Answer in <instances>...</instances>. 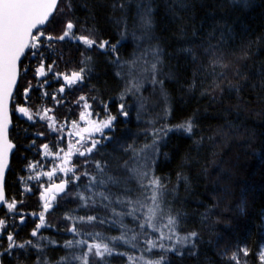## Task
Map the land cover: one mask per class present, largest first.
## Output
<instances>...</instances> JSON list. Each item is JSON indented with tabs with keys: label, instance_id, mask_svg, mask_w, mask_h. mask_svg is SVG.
I'll list each match as a JSON object with an SVG mask.
<instances>
[{
	"label": "trees",
	"instance_id": "16d2710c",
	"mask_svg": "<svg viewBox=\"0 0 264 264\" xmlns=\"http://www.w3.org/2000/svg\"><path fill=\"white\" fill-rule=\"evenodd\" d=\"M71 2V19L77 24L75 31L79 32L81 27L94 28L99 40H107L110 44H117L120 40L113 55L94 56L92 79L104 102L112 104L111 110L118 116L109 139L97 149L95 161L101 164L108 162L109 167H113L114 158L127 159L132 154L130 150L125 151L128 145L139 149L145 143H151L153 121L156 127L176 125L188 118L194 121L191 136L171 132L164 138L151 170L167 186L165 199L171 214L177 217V231L182 236L193 231L198 234L195 246L189 243L172 253L152 251L150 255L153 258L163 256L164 264H231L225 253L231 255L237 247L255 251L259 244L264 243V86L260 75L264 73V0H248L246 8L233 6L229 0H188L186 9L176 8L182 20H173L171 0H153L154 34L158 39L152 43H158L162 48L163 70L170 77L163 80L166 98L161 96V86H157L156 103H145L141 112L140 104L134 103L132 107L128 97L125 102L127 117L120 114L119 99L125 95V88L122 75H117L121 67L114 61L119 57L122 64L137 53L132 48L134 41L130 38L121 40L120 29L110 19L119 17L121 12L119 9L113 12V0ZM134 11V7L129 8V25ZM181 23L187 33L184 39L177 38ZM52 24L55 22L46 26V31ZM210 33L214 35L210 37ZM222 36L220 47L225 62H230L231 67L217 69L226 73V79L222 82L217 80L221 86L215 88L213 77L198 70L200 62L194 63L179 49L192 47L199 52L201 43L206 44L210 39L216 45ZM47 45L39 51L43 53L45 67L52 66L59 58V50L55 48L56 52H52ZM146 45L149 47L148 43ZM245 52L247 59H238ZM66 58L75 64L78 56L73 53L69 56L68 53ZM32 59L31 66L35 70L41 57L37 55ZM201 61L205 58L201 57ZM235 68H239L247 79L234 77ZM228 82L239 83V90L225 87ZM193 83L195 86L191 87ZM44 89L48 94L47 87ZM12 106L14 111V104ZM165 108H170V115H164ZM64 115L65 112L56 114L57 120L63 121ZM36 130V124L19 118L13 120L11 140L17 149L6 181L9 200L23 201L22 185L28 177L29 164H37L36 169L44 172L51 167L49 162L40 159L41 153L31 147L32 143L43 140L36 136ZM95 161L90 164L95 165ZM74 164L79 168L77 161ZM178 173H182L186 180H178ZM25 199L28 202L19 203L27 207L24 212L33 211L34 195ZM23 213H8L6 206L0 211V219H5L8 225L6 231L18 230L14 236L18 241L32 239L29 233L34 225ZM21 216L26 218L25 224L20 223ZM44 237L54 241L56 247L40 253L28 247L10 255L4 253L8 242L6 235L2 236V264H58L60 258L68 253L63 247L68 239L60 228L44 232ZM245 259L256 264L253 256ZM106 264L125 262L111 257Z\"/></svg>",
	"mask_w": 264,
	"mask_h": 264
},
{
	"label": "snow or ice",
	"instance_id": "6c2138e0",
	"mask_svg": "<svg viewBox=\"0 0 264 264\" xmlns=\"http://www.w3.org/2000/svg\"><path fill=\"white\" fill-rule=\"evenodd\" d=\"M64 3L70 12L72 10L71 0H0V205H6L8 213H16L17 201L12 198L8 199L5 196L3 183L4 172L8 167V155L13 149L14 145L11 143L8 137L9 124L11 123L9 118V103L13 99V90L17 85V80L20 74V61L26 54V50H38L41 47L42 38L49 42L52 41H64L66 39L77 41L83 44L86 48H97L99 50H107L116 52L117 44H110L107 40H99L94 35V28H80V31H74L77 29V24L72 19L63 20V30L59 35H53L50 31H46L48 26L54 19V13H64L63 7L58 8V5ZM173 8L170 9L173 20H182L176 8L181 10L186 9L188 0H171ZM229 3L233 6L248 7V0H229ZM130 7H134L135 11L131 17V25H129L128 11ZM113 12L117 9L120 10L121 15L119 17H111L113 23L118 29H120V39L124 40L128 36L134 41H144L148 43L149 47L144 49L142 55L137 56L130 61H124L121 64L119 57L116 58L114 63L121 67V71L117 75H122L126 80V93H136L141 91L142 85L147 82L151 85L161 86V96L166 98V92L163 90V80L170 78L163 70L164 61L162 59L163 50L160 45L153 44V40L158 38L154 34L155 18H154V6L153 0H113L111 4ZM179 36L178 39H184L187 36L184 25L181 23L178 25ZM212 33L209 34L211 37ZM196 33H193V37ZM223 36L221 41L216 45L211 43L209 39L207 43H201L200 50L197 52L192 47H181L179 51L196 63L200 62L198 70L206 72L207 76L213 77V84L215 88H220V83L226 79V73L224 71H217V69H229L231 67L230 62H225V57L220 44L223 42ZM47 47H52L49 43ZM31 56L35 57L39 55L41 57L35 74L40 77H44L48 72L52 71V66L47 68L43 62V53L38 51H31ZM247 52L238 59H247ZM201 57L205 58V61H201ZM91 59V57H86ZM85 69L82 67L79 71H72L70 74H62L63 80L66 86H72L78 82H82L84 79ZM261 82L264 86V73H261ZM233 76L238 80L247 77L243 75L239 68H235ZM160 77V78H158ZM47 81H45L46 83ZM193 83L191 87H194ZM225 87L230 90H239L240 84H233L228 82ZM31 85L25 88L24 95L27 97L30 91ZM60 92L64 91V86L59 89ZM123 99V96L121 97ZM141 112L144 110L146 98L139 97ZM79 101H83V108L88 109L91 106L87 102L85 96H80ZM78 101V102H79ZM107 108V105H105ZM120 114L127 117L128 112L125 110V105L120 104ZM28 120H33L34 116L30 112V109L25 106H19L15 109ZM51 109L44 110V115L37 112L35 115L40 119H48L50 121L49 127L53 131H62V128H58L55 124L54 118L47 116V113ZM164 115H170V108H165ZM91 113L82 111L80 113V119L87 124L86 128H79L76 122H73L72 127L74 131L71 135L79 136V140L75 144L70 143L68 149L65 152L64 149H60L58 152H52L49 149V145L44 144L46 156H54L61 160L60 164L55 165L52 170L38 173L34 177L29 179H40V175L48 178L49 184L41 193L40 199L43 201V210L38 214L39 223L36 224L31 235L36 237L41 227L48 226L46 224L45 214L54 206V202L57 200V196L61 193L67 192V185L71 182V179H60L59 183H55L53 178L58 173H72V178L78 181L79 176L75 174L74 169L77 165L71 163V158L74 154L79 156H90L93 151L97 149V145L100 144V140L91 138L95 133L104 134V129H111L113 122L116 120V116L109 113L106 118L102 120L89 119ZM140 115L138 114V119ZM160 117L157 116V119ZM153 128L151 131V143H145L141 148L136 149L132 145H128L125 151H131V155L127 159H115L113 167H109L108 162L101 164L100 161H95L96 174L92 175L88 171H84L82 175L89 177V182L85 186L83 192H76V197L83 201V206L88 207L97 206L108 210L111 216L114 218L113 225L119 224L121 232L120 235L105 237L102 233L82 230L77 227V224H93L94 222L105 223L106 221L96 215L72 217L65 216V219L76 220L77 223L72 224L67 230L74 236L87 235L91 237V242L88 239H76L65 241L63 247L66 249H81L80 252L70 251L65 256L61 257L58 264H97V262H103L106 264L105 258L113 255H125V253H119L116 251L117 246H131L133 249L137 247L135 243L140 236H148L145 229H151L153 233H158L155 238H148L144 241L147 247L145 252H152L154 249H161L164 251H178L175 245L166 246L164 240H173L175 238L176 244L187 245L191 243L195 246L194 241L198 234L196 232H190L185 236H178L176 232L177 217L171 214V209L168 208L167 201L165 199L167 193V186L164 181L154 174L151 170V164L159 154L161 142L171 132L186 133L189 136L194 130V121L192 118H188L183 122L176 125L162 124L159 127L155 126L153 121ZM88 133V137L84 136V133ZM148 135V133H146ZM89 138L90 143H89ZM107 139V137H105ZM79 144L80 147H76ZM63 152V156L60 153ZM88 161H85L87 164ZM71 165V166H70ZM30 169H35L36 164H29ZM114 173V174H113ZM178 180H186V177L182 173H178ZM130 185H135L131 187ZM116 188L117 191H112ZM31 189H26L30 191ZM87 193V195H85ZM19 203H23L20 201ZM139 214V215H138ZM33 215H36L33 213ZM124 217H131L132 221L136 224L139 232L128 228L124 224ZM166 217V223L162 225L157 223ZM21 223H24V218L21 216ZM167 229V233L164 231ZM7 223L5 219H0V236L6 235L7 248L4 249V253L11 254L13 249H25L26 246H31L39 249L41 245L34 243L32 240H26L23 242H17L14 235L11 232H7ZM131 233V235H129ZM49 244L55 243L49 240ZM4 253H0L3 255ZM227 259L231 264H250V261L245 259L249 256H253L256 264H264V243L259 244L255 251L250 250L247 247H237L231 255L225 253ZM137 258L128 256L129 261H133ZM142 259V257H141ZM164 257L160 256L157 259H147L145 264H164Z\"/></svg>",
	"mask_w": 264,
	"mask_h": 264
},
{
	"label": "rangeland",
	"instance_id": "374dc122",
	"mask_svg": "<svg viewBox=\"0 0 264 264\" xmlns=\"http://www.w3.org/2000/svg\"><path fill=\"white\" fill-rule=\"evenodd\" d=\"M60 5H58V6L63 7L65 9V11H64V13L58 12V14L55 16V19L52 21V23L55 22V24H52L48 30L53 35H59V34H61V32L63 30V23L61 22L60 17H62L63 20H67V19L72 18L71 17L72 12L68 11L66 5L63 2ZM72 10H73V4H72ZM74 31H75V29H74ZM94 35L96 36V33H94ZM127 38H130L131 41H134L131 38V36H128ZM51 44H52V47H49V50L52 52H54V51L56 52V49L59 50L57 52L59 58L55 61V63H53L52 71L47 73V75L49 77L54 76L58 79V78H60V76H63L62 74H70L72 71H79L82 67L85 69V72H84L83 81L80 83L78 82L77 84L74 85V87L72 89L73 91H72L69 99L59 98V99L51 101V102L48 101L49 94H47L44 91L45 85H43V82L36 84V82L34 81V80H36L35 78L37 77V75L35 74L36 69L32 71V73H33L32 76L28 75V76H30V78L25 77V79L23 80V88L24 89L28 88L29 85H31L30 92H32L34 94V91H35V93L37 92L38 95L41 96L39 98L37 95V99L39 98V101H36V102L34 101L35 103L33 105L28 106V108L30 109V112L34 116V119L28 120L27 122L28 123L36 122V126H37V130H36L37 135L36 136L42 137L43 140L42 141L39 140L38 143H36L37 145H36L35 151H38V153H41L39 156L40 159L42 158L43 161L49 162V164L51 165V167L49 168V171L52 170V168L55 165L60 164L61 160L59 158H55L54 156H46L45 155V149L43 148V145L44 144L49 145V149L52 152H58V151H60V149H64V151L66 152L68 149V145L70 143L75 144L76 141L79 140V136H75V135L70 134L74 131V129L72 127L73 122H76L78 124L79 128H81V129L87 127L86 122L82 121L80 119V113L82 111H86V112L91 113V116L89 117V119H92V120H102V119L106 118V116L109 113H111V115L116 116V120L118 117L111 110L112 104L104 102L105 99L103 98V95L96 88L94 81L92 79L93 78L92 71H93L94 56L97 54H108V53H110V55L111 54L113 55V52L107 51V50H99L95 47L89 49V48H86L83 44L78 43L77 41H74V40H69V39H66L64 41H52ZM132 44H133L132 48H133L135 54L136 53L137 54L134 57H131V59L142 55L144 49L148 48V46L146 45V42H144V41H134ZM68 53H69V56H72V53L74 55L77 54L78 59L76 60L75 64H71V61H69L68 58H66V54H68ZM86 57H91V59H86ZM55 72L57 74H55ZM49 79L50 78H48V80ZM121 79H122V85H124V88H126L125 78L122 76ZM157 86H159V85L153 86L150 83L145 82L142 85L140 92L136 93L135 95H133L132 93H126L125 92V95H122L123 99L120 98L119 100L121 103H123L125 105V109L128 108V107H126L127 104H125V102L128 101L127 100L128 97L130 98L129 101H130V104L132 103V107H134V105H133L134 103H135V105H136V103L140 104L139 97H141V96L146 98V103H148L150 101L153 103H156V101L154 100V96L157 95L156 94L157 90H155V89H157L156 88ZM80 96H85L87 98V102L91 106L90 108H88V109L83 108L84 102L79 101ZM115 103L117 105V102H115ZM105 105H107V108H105ZM46 109H51V111L47 113V116L53 117L56 126L58 128H62V131H53L49 127L50 121L47 118L46 119H40L39 116L35 115L37 112H39L41 115H44V110H46ZM64 112H65V115H64L65 119L63 121H58L56 114L59 115V114H62ZM115 121L113 122V127L111 129H104L103 136L100 133H95L91 137V138L100 140V144L97 145V149L100 148L104 142H107L106 141L107 139H109L110 132L114 128ZM84 136L88 137V133L85 132ZM105 137H107V139H105ZM91 138H89V143H90ZM76 147L79 148L80 145L77 144ZM97 149L95 151H93V153L90 156H79V155L74 154L73 157L71 158L72 164H74L76 161L80 164L79 168L77 167L74 169L75 174L80 177V179L78 181H76V180H74V178H72V173H58L57 176L53 178V181L55 183H59L61 178L71 179L72 184L74 183L75 185L71 186L70 184H68L67 185L68 186L67 192L62 193L61 195L57 196V200L54 202L53 208H51L45 214L46 224L48 226L41 227L39 230V233L36 237H33L31 235V233H32L33 229L35 228L36 224L39 223L38 214L43 210V208H42L43 203H42V200L40 199V196H41V193L44 192L45 188L48 186L49 181H48V178L46 176H43V175H40L39 180L29 179V177H34L38 173H40V174L44 173V171L41 170V171H43V172H41V171L37 170L36 168L35 169H30V168L28 169V177H27V179L24 180V183L22 185L23 202H28L25 199V198H27V196H29V195L33 196L34 195V204H35L33 206L34 210L30 211V212H24V210L27 207L25 208L22 204H19V202L17 201V210L18 211L16 213H13V214H19V211H21V213L24 212L23 213L24 216H29L30 219L32 220V223L34 226L30 230V233H29L32 237V239H30V240H32L36 244L41 245V247L39 249L33 247V249H35V252L40 253L41 251H44L45 249L56 247L54 245V243L53 244L48 243V241L50 239H48L47 237H44V232H49V231L52 232L54 230L57 231V228H60L63 235L68 240L88 239L91 242V237H89L87 235L82 234L81 236L77 237V236H74L72 233H70L67 229L69 227H71L72 224L77 223V221L65 219L64 218L65 216H72V217H80V216H88V215L99 216V217L103 218L106 222L105 223L94 222L93 224H77V227L82 229V230L92 231L94 233L95 232L102 233L105 237L120 235V232H121L120 226H119V224L113 225L112 221L114 218L111 216V213L108 210H105L104 208L100 207L99 205H97V206L89 205L88 207H85V206H83V201L79 200L75 195L76 192H83L85 186L89 182V177L82 175V173L86 170L90 174L95 175V174H93V171L95 172L96 169L94 168V165L92 163L90 164V162H94L96 160ZM40 150H42V151H40ZM60 155L63 156V152H61ZM85 161H88V163L85 164ZM43 167H46V166L43 164ZM43 167L41 166L40 168H43ZM39 184H42V185L40 186ZM26 189H31V190L26 191ZM85 195H87V193H85ZM15 200H17V199L15 198ZM6 211H8L7 206H6ZM33 213H35L36 215H33ZM123 222H124V224H126L128 226V228H131L136 232L140 231L136 227V224L132 221L131 217H124ZM166 222H167L166 217L157 221V223H159L161 225L163 223H166ZM145 231L148 233V236H140L138 238V240L135 242L137 244V247L135 249H133L131 246H119L118 245L116 251L119 253H125V255H113L111 257H115L117 259L118 258L123 259L125 264H133V261L128 260V256H133V257L137 258L135 260V264H145V261L149 258L157 259V258H153V256L150 255L151 252L149 253V252L144 251V249L147 247V245L144 243V241L148 238H155L156 236H158V233H153L151 229H147V228L145 229ZM164 231L167 233V229H165ZM8 232H11V231H8ZM176 232H177L178 236L182 237V235L177 231V228H176ZM11 233L15 236V234L18 233V230L15 229ZM129 235H131V233H129ZM16 241L18 243L23 242L22 240L21 241L16 240ZM25 241H26V239H25ZM163 243L166 246L175 245V247L177 249L186 246V245H182V244H176L175 238L173 240H164ZM28 247L32 248L31 246H26V248H28ZM5 248H7V247H4V249ZM20 250H22V249H13L11 254H13V252H17ZM66 251H68V253L70 251L80 252L81 249H75V248L74 249H66L65 252ZM153 251H157L161 254L173 252V251H164V250H161L159 248L154 249ZM111 257H106L105 261H108ZM141 257H142V259H141ZM90 264H91V258H90Z\"/></svg>",
	"mask_w": 264,
	"mask_h": 264
},
{
	"label": "flooded vegetation",
	"instance_id": "af4514ba",
	"mask_svg": "<svg viewBox=\"0 0 264 264\" xmlns=\"http://www.w3.org/2000/svg\"><path fill=\"white\" fill-rule=\"evenodd\" d=\"M49 43H51V42H49L47 40H44L42 38L41 47L38 50H29V52H28V54L26 56V58H28V59L26 60V62L22 63V66H21V79L22 80H20L19 87H18L17 92H16L15 97H14V101H13L14 111H13V107H12L13 120H14V118H19L22 121H25V122L28 121L27 117L23 116L21 113L19 114L18 111H15V109L17 107H19V106H25V107L31 106V105H33V103H31V102H34V101L36 102L37 101V95H38L37 92L35 93V95H33V93L29 91L27 97L24 95V90L25 89L23 88V80L25 79V77L26 78H30V76H32L31 72L33 71V68L31 66L33 61H30V60H33L32 59L33 56H31L30 53H31V51H38L39 52L42 48H44V46H46V44H49ZM28 75H30V76H28ZM48 78H50V79L48 80ZM35 79L36 80H34V81L36 82V84L43 82V85H45V87H47L48 94H49V98H48L49 102L57 100L59 98H61V99H69L70 96H71V93L73 91L72 89H73L74 85H72L70 87L66 86L65 85V81L63 80V76H60V78L57 79L54 76H52V77L50 76L49 77L48 75H46L44 77L37 76ZM45 81H47V82L45 83ZM61 86H64V91L63 92L59 91ZM38 97L40 98L41 96L38 95ZM29 124H36V122L29 123ZM31 147L35 149L36 148V144L32 143ZM40 151H42V150H40ZM25 219L26 218H24V224H25ZM21 224H23V223H21ZM1 237L2 236H0V238Z\"/></svg>",
	"mask_w": 264,
	"mask_h": 264
},
{
	"label": "water",
	"instance_id": "95a60500",
	"mask_svg": "<svg viewBox=\"0 0 264 264\" xmlns=\"http://www.w3.org/2000/svg\"><path fill=\"white\" fill-rule=\"evenodd\" d=\"M55 14V13H54ZM29 50H26V54L25 56H23L21 58V61H20V74H19V77H18V80H17V85L15 87V89L13 90V99L10 101L9 103V118H10V121L11 123L9 124V129H8V137H9V140L11 141V143L14 145L13 149L9 152V155H8V167L5 169V172H4V183H3V188H4V192H5V196L7 198V193H6V181H7V177H8V173L10 171V168H11V163H12V158H13V155L15 154L16 152V145L12 142L11 140V131L13 129V114H12V105H13V101H14V97H15V94L17 92V89L19 87V84H20V80H21V66H22V63L23 61L25 60L27 54H28ZM68 187V186H67ZM62 194V193H61ZM60 194V195H61ZM43 203V201H42ZM5 205H0V211L3 209ZM0 264H2V258H1V255H0Z\"/></svg>",
	"mask_w": 264,
	"mask_h": 264
}]
</instances>
